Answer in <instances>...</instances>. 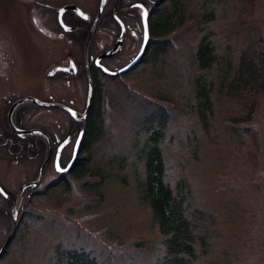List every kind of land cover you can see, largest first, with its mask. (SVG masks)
Masks as SVG:
<instances>
[{"label":"rangeland","instance_id":"374dc122","mask_svg":"<svg viewBox=\"0 0 264 264\" xmlns=\"http://www.w3.org/2000/svg\"><path fill=\"white\" fill-rule=\"evenodd\" d=\"M167 1L155 18L151 59L96 85L88 155L79 157L87 162L72 175L53 163L9 216L0 199V247L13 225L10 214L15 220L0 264H73L74 255L92 264H171L168 235L146 199L147 162L157 152L160 182L174 203L170 219L184 223L181 235L192 239L194 258L181 255L185 264H264V0ZM13 34L25 44V75L12 87L25 88L26 122L45 126L53 140L65 139L70 128L72 137L58 148L60 166L70 163L84 120L28 99L83 113L88 82L53 81L52 34ZM5 35L0 55L11 68ZM57 43L55 60L67 52ZM204 46L211 61L201 67L197 52ZM41 157L27 151V176L37 175ZM17 172L10 162L4 179L0 172L13 196L20 193L7 178Z\"/></svg>","mask_w":264,"mask_h":264},{"label":"flooded vegetation","instance_id":"af4514ba","mask_svg":"<svg viewBox=\"0 0 264 264\" xmlns=\"http://www.w3.org/2000/svg\"><path fill=\"white\" fill-rule=\"evenodd\" d=\"M167 2V0H0V10L3 15L0 19V30H2L0 32L6 33L7 51L9 53L11 51L13 56V67L9 68V62L0 55V160L2 163L5 162L0 164V172L4 179L7 162L18 167L17 175H9L7 179L9 182L13 180L11 187L13 189L16 187L18 194L20 193L19 196H13L12 190L0 181V199L3 201L1 209L6 208L8 216L9 211L17 206L19 198L22 197L23 200L22 195L25 192H31L43 183L47 169L53 168V163L54 169L59 173L67 172V175H72L76 161H81L79 155L84 133L83 126L82 131H79L81 138L76 152L77 157L73 165L66 170L69 162L65 164L66 166L62 165L65 167L60 166V162H63L64 150L61 149L58 153V148L63 142L67 143L70 136L72 137L71 129L69 128L65 139L53 140V135L45 129V126L27 124L25 88L12 87L17 83L19 75H25L23 54L25 44L21 36L11 37L16 28L20 35L32 29L39 33L52 34L53 68L50 77L53 81L60 80L66 83L84 79L89 87L92 86L93 94L94 85L97 87V83L101 80H119L151 59L154 33L159 27L155 18ZM71 6H75L86 17L69 9ZM43 8L44 13L41 15ZM145 13H147L146 27L143 24ZM162 22H165L164 19ZM78 38L82 42L74 43L73 40ZM57 40L64 42L67 52L55 60L59 52ZM74 45L79 47L81 54L73 51ZM4 47L0 46L2 49ZM50 93H57L54 87L50 89ZM62 105L67 106L64 103ZM39 147H42L43 151ZM30 150H34L38 156L41 154L42 157L38 173L36 170L37 175L35 176L34 173L29 177L26 174V165L23 163L27 151ZM73 153L74 150L72 158ZM46 160L47 163L40 176L41 167ZM37 179L39 182L33 184ZM64 180L60 179L57 182ZM48 182L50 184L46 188L52 185L53 176ZM13 218L14 216L10 214L12 224ZM2 247L3 245L0 250Z\"/></svg>","mask_w":264,"mask_h":264},{"label":"trees","instance_id":"16d2710c","mask_svg":"<svg viewBox=\"0 0 264 264\" xmlns=\"http://www.w3.org/2000/svg\"><path fill=\"white\" fill-rule=\"evenodd\" d=\"M164 23L162 22L161 29L164 28ZM199 62L201 67L208 65L211 61L210 49L206 46L202 47V50H198ZM210 57V58H209ZM92 94V105L88 117L83 121L84 133L81 142V154H87L88 150L86 148L89 137L91 140L92 134V118L94 115V105L95 99L97 97V87H94ZM89 158V156H87ZM88 159H81L80 162L76 161V167L79 169L87 162ZM147 185L148 193L146 194L147 202L150 204L155 220L157 221L160 231L164 235H168L167 238V250L171 258V264H185V258L183 259L181 255H187L191 259L194 258L193 254V243L192 239L189 237H184L181 235V228L184 223L178 220H171L169 216L170 207L174 206L173 199L171 197L170 190L165 188L160 182V173H161V163L159 160L158 152L153 154V159L148 163L147 162ZM185 221V220H184ZM136 248L141 247V243L135 245ZM73 258V259H72ZM70 258L73 264H92L88 258L84 255H74ZM187 262V261H186Z\"/></svg>","mask_w":264,"mask_h":264},{"label":"water","instance_id":"95a60500","mask_svg":"<svg viewBox=\"0 0 264 264\" xmlns=\"http://www.w3.org/2000/svg\"><path fill=\"white\" fill-rule=\"evenodd\" d=\"M69 9L71 10H74L77 14L83 16V17H86L85 14H83L79 9H77L75 6H71ZM143 24H144V27H146V16L143 14ZM90 81V80H89ZM91 85V84H90ZM90 94H89V97L87 99V104H86V109L83 113H77L76 111L72 110L71 108H68L67 106H64L62 104H59V103H55V104H46V103H43V102H38L32 98H29L28 101L31 102V103H34L36 104L37 106H41V107H55V108H58V109H61V110H64L66 111L72 118L73 120H85L89 114V111H90V105H91V98H92V90H91V87H90ZM27 101L26 99L24 100V102ZM26 103V102H25ZM17 131V130H16ZM80 136L78 138V141L76 143V147L74 149V153H73V158L72 160L70 161V163L68 164V167L66 170H68L72 165H73V159L75 157V153H76V148H77V145H78V142H80ZM47 163V160L43 163L42 167H41V170H40V176L42 175L43 173V168L45 167ZM39 181V179H37L33 184H37V182ZM13 229H14V222H13V225H12V228H11V231H10V234H9V237L7 239V241L4 243L2 249L0 250V254L4 253L6 248L8 247L9 245V242H10V239L12 237V234H13Z\"/></svg>","mask_w":264,"mask_h":264},{"label":"snow or ice","instance_id":"6c2138e0","mask_svg":"<svg viewBox=\"0 0 264 264\" xmlns=\"http://www.w3.org/2000/svg\"><path fill=\"white\" fill-rule=\"evenodd\" d=\"M147 15V13H145V16Z\"/></svg>","mask_w":264,"mask_h":264}]
</instances>
